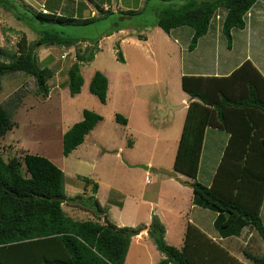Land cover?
<instances>
[{
    "label": "trees",
    "instance_id": "obj_1",
    "mask_svg": "<svg viewBox=\"0 0 264 264\" xmlns=\"http://www.w3.org/2000/svg\"><path fill=\"white\" fill-rule=\"evenodd\" d=\"M149 1L146 0V4ZM256 1L182 0L180 4L157 7L156 25L167 33L176 27L190 26L193 35L188 48L194 50L199 39L208 33L213 19L222 13V31L230 48L233 29L245 28L246 14ZM0 4L18 19L30 24L38 21L42 27L89 25L112 15L141 14L146 7L140 11L115 12L105 10L96 3L97 16L72 18L43 13L17 0H0ZM120 29H123L122 22L92 40L43 29L39 31L40 37L36 42L30 41L23 32L14 54L0 46V87L2 77L20 71L33 76L38 93L47 96L50 92L49 80L55 72L39 65L37 46L70 47L89 41L90 45L77 52L76 60L68 69L71 94H77L84 84L81 63L93 60L101 37ZM116 47L118 59L123 61L120 44L117 43ZM1 57L6 60H1ZM181 86L192 100L179 138L174 170L192 179L193 203L217 214L214 226L222 236H236L245 227L252 226L264 240V223L260 214L264 199V75L247 59L225 76L184 74ZM89 89L102 103H106L109 89L107 75L97 70ZM102 119L99 113L84 109L83 119L74 123L63 135V154L68 156L82 144L85 136ZM116 119L127 124V118L120 113H116ZM15 126L16 122L7 108L0 105V139ZM207 127L230 133L210 185L197 179ZM64 177V171L43 155L25 152L22 158L14 156L6 160L0 153V264L125 263L131 238L145 226L119 227L108 221H81L67 215L62 207L64 202L82 205L86 202L80 196H66ZM86 182L89 184V179L86 178ZM98 187L99 184L94 182V192ZM97 207L102 212L100 204ZM108 223L114 227L111 228ZM148 233L165 254V258L156 264H242L192 223L187 225L181 248L167 243L165 225L156 214L148 225ZM253 259L255 264H264V256H254Z\"/></svg>",
    "mask_w": 264,
    "mask_h": 264
},
{
    "label": "rangeland",
    "instance_id": "obj_2",
    "mask_svg": "<svg viewBox=\"0 0 264 264\" xmlns=\"http://www.w3.org/2000/svg\"><path fill=\"white\" fill-rule=\"evenodd\" d=\"M17 1L33 9L31 2H42ZM81 1L78 0V3ZM181 2L150 0L147 4L145 1L146 7L141 14L130 17L112 15L89 25L43 27L38 21L30 24L29 21L18 19L0 4V31L3 35L0 41L10 54L17 51V41L22 32L33 42L39 39V31L43 29L92 40L117 23L125 22L130 32L138 30L148 33L152 40L150 44L142 41L137 47L129 43L123 45L128 56L126 63L118 59L115 39L105 37L93 60L81 63L84 84L81 91L74 95L69 87L68 69L76 60L77 52L85 50L90 42L75 44V50L67 51L66 57H62V54L69 49L68 46H37L39 65L55 72L49 80L50 92L47 96L39 94L35 78L24 72H11L2 77L0 105L7 108L16 126L0 139V153L6 160L14 156L22 158L25 152L43 155L59 166L65 173L66 196H80L86 202L84 205L68 201L62 204L66 214L76 220L104 223L106 219L116 226H145L136 237L144 229L148 232V225L144 224L148 216H158L156 211H162L163 219L169 225L167 243L179 248L182 244L177 227H182V220L174 215L178 203L171 201L173 188L162 182L165 177L157 170H174L179 138L186 118V107L181 106L185 102L176 103L183 97L190 98L181 87V68L184 67L181 49L191 39L185 40L176 32L169 34L161 28L156 31L151 26L157 19V7ZM57 3V0L48 1L50 13L67 17L73 15L69 8ZM185 28L192 29L190 26ZM217 41L218 51H231L225 35ZM236 44L230 52L232 55L236 54ZM120 50L124 53L121 46ZM188 54L185 53L186 58ZM1 60L6 58L1 57ZM206 61L214 62L216 56L206 57ZM97 70L109 78L106 103H102L89 89ZM170 105L181 108L172 110ZM84 109L99 113L103 119L85 136L84 142L66 156L63 154L64 132L82 119ZM116 113L127 118L128 123L117 121ZM137 164L148 165L149 169ZM202 166L205 169V165ZM23 171L26 173L25 169ZM210 172L202 173L203 181ZM181 178L185 180L190 177L182 174ZM94 182L99 184L97 192L93 190ZM97 204H100L102 212L98 211ZM182 216L183 221L188 219L187 215ZM150 237V245L146 249L156 259H160L163 253L158 247H153L156 243ZM143 249L142 246H135L136 253L132 258L134 256L136 262L141 256L147 264L149 256Z\"/></svg>",
    "mask_w": 264,
    "mask_h": 264
},
{
    "label": "crops",
    "instance_id": "obj_3",
    "mask_svg": "<svg viewBox=\"0 0 264 264\" xmlns=\"http://www.w3.org/2000/svg\"><path fill=\"white\" fill-rule=\"evenodd\" d=\"M48 1L49 0H42L41 3H37L35 1V2H31V4L34 6L35 9L39 11L40 6L42 4H44L48 9V4H47ZM145 1L146 0H92V1L83 0L80 3H78V0H57V2L60 5L63 4L64 7L70 9V12L73 14L72 16H70L72 18H88L92 16H97L99 12L95 5L96 3L105 10L112 9L113 11L118 12V11H127V10H134V11L143 10L145 7L144 6ZM37 4H39L38 5L39 7L36 6ZM219 15L221 18L222 16H224V14L222 13H219ZM126 17H130V16H125V15L122 16V18H126ZM221 18L213 19L211 27L208 30V33L199 39L198 44L194 50H189L188 48L189 44L184 45V47L181 49V56H184L182 57V66L184 67L181 68V75H180L181 79L184 74L216 75V76L229 75L247 59H250L264 75V0H257L256 3L253 5V7L250 9L249 13L246 14L245 28L233 29L232 31L233 42H232V46L230 47L231 50L230 52H232L235 43H238V45L236 44L235 55L230 54V52L221 53L220 51H218L219 46L217 40L218 39L220 40V38L224 35L222 31L223 21ZM122 24H123V29L114 32L108 37H113L115 39L116 44L117 43L120 44L124 52L123 62L126 63L128 60L127 59L128 56L125 53L123 47L125 43H129L130 45H135L137 47L140 46L139 43L142 41L149 42L150 44L152 40H150V37L148 36L147 32L141 33L138 32V30H134L130 32L129 29L127 28L128 26L126 25V23L124 22ZM151 28H154V30L159 31V28L161 27L156 25L155 22L154 24H152ZM172 32H176L178 36H182L185 40L187 38H189L190 40L193 35V30L185 28V26L173 28L170 33ZM131 33L134 35H132ZM139 35H145L146 37L141 38L139 37ZM105 37L107 36H103L99 39L98 42L99 49H97L95 55H97L98 50H100L101 42ZM1 39H3V35L2 32L0 31V40ZM177 41L178 38H176V42ZM84 42L89 43V41H84ZM0 46L4 47L1 41H0ZM68 48L69 49L68 50L66 49V51L72 52V50L73 51L75 50L74 45ZM187 52H189L188 58H186L185 55V53ZM47 54L48 52L44 54V56H46ZM213 54L216 56V61L207 62L206 57L212 56ZM218 57L220 58L218 59ZM191 100H192L191 97L189 99L183 97L182 99H180V101H178L179 103L176 104H180V102H185V105L183 106L186 107V114H187V109ZM127 123H128V119H127ZM69 128L70 127H68V129ZM229 138H230V133L228 131L215 127H207L204 136L199 172L197 176V179L200 182L206 185H210L212 183L218 165L222 159L224 150L228 144ZM202 165H205V169H203ZM209 170H211L209 176H206L203 181L202 173L203 172L206 173ZM157 171L163 173L160 170ZM177 174L178 176L174 177L169 174L163 173L164 175L163 177L165 178H162V182L168 184V186H172L173 191L171 195V201L178 203L177 204L178 209L175 208L176 213L174 215L176 216L177 219L182 220L181 221L182 227L181 228H179V226L177 227L179 229L180 243L182 244L181 246H183L184 244L187 225L188 223H192L196 225L198 228H200L215 242L219 243L222 247L226 248L231 253V255H233L242 264H255L254 263L255 261L253 259L254 256L257 257L264 256V240L261 238L258 231L252 226L245 227L239 235L228 236V237L222 236L214 226V222L217 214L212 210L202 208L193 203V194H194L193 187L187 184V182L192 183V179L186 178L185 180H183V178H181L182 174L180 173ZM156 212L160 217L161 221L165 225L166 228L165 238L167 241L169 225L167 221L163 219L164 217L163 212L162 211L160 212L156 211ZM182 214L187 215L188 219L183 221ZM260 214L264 223V199L261 205ZM151 220H152V215H149L147 222L144 224L149 225ZM147 233H148L147 229H144L139 235H137L136 237L134 235L132 237L124 264H145V261L141 256L138 257L136 262L134 256L132 258V255H135L136 253L134 252L135 246L138 247L142 246L144 248L143 250L147 252L149 256V261L147 264H156L161 259L165 258V254L162 252L163 253L162 257L160 259H156L149 252V250L146 249L149 248L148 245H150V242H148V238L150 236L147 235ZM133 243H135V246H133ZM153 247H157V245L153 244Z\"/></svg>",
    "mask_w": 264,
    "mask_h": 264
},
{
    "label": "water",
    "instance_id": "obj_4",
    "mask_svg": "<svg viewBox=\"0 0 264 264\" xmlns=\"http://www.w3.org/2000/svg\"><path fill=\"white\" fill-rule=\"evenodd\" d=\"M183 105H185V103H183L182 106H183ZM179 107H181V106H173V105H170V108H171L172 110H175V109H177V108H179ZM137 166L143 167V168H145V169H149V166H148V165L137 164ZM159 170H160L161 172L165 173V174H169V175L174 176V177H177V176H178V174H177V172H176L175 170L169 171V170L164 169V168H161V169H159ZM187 184H188L189 186L193 187V184H191L190 182H187ZM105 221H107V220L105 219ZM108 224H109V223H108ZM109 226H110L111 228L114 227V226L111 225V224H109Z\"/></svg>",
    "mask_w": 264,
    "mask_h": 264
},
{
    "label": "built area",
    "instance_id": "obj_5",
    "mask_svg": "<svg viewBox=\"0 0 264 264\" xmlns=\"http://www.w3.org/2000/svg\"><path fill=\"white\" fill-rule=\"evenodd\" d=\"M39 11H41V12H43V13H49V10L46 8V6L44 5V4H42L41 6H40V10ZM249 13V12H248ZM221 17H220V15L218 14L217 15V19H220ZM68 55V52L67 51H65L63 54H62V57H66ZM147 180L148 181H150V178L149 177H147Z\"/></svg>",
    "mask_w": 264,
    "mask_h": 264
}]
</instances>
